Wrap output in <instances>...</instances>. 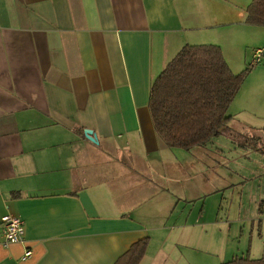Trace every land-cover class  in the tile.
<instances>
[{
    "label": "crops",
    "instance_id": "0c3cea01",
    "mask_svg": "<svg viewBox=\"0 0 264 264\" xmlns=\"http://www.w3.org/2000/svg\"><path fill=\"white\" fill-rule=\"evenodd\" d=\"M233 9L230 0H0V221L26 225L24 245L5 244L0 229V264H115L145 238L140 264L168 262L170 237L206 211L196 207L195 160L155 134L151 89L186 45L219 46L227 60L233 26L264 36ZM257 65L229 108L231 130L264 127ZM185 205L186 220L169 227ZM255 257L237 258L264 255Z\"/></svg>",
    "mask_w": 264,
    "mask_h": 264
},
{
    "label": "rangeland",
    "instance_id": "374dc122",
    "mask_svg": "<svg viewBox=\"0 0 264 264\" xmlns=\"http://www.w3.org/2000/svg\"><path fill=\"white\" fill-rule=\"evenodd\" d=\"M230 1L234 4L233 10H236L234 20L239 21L242 11L247 10L253 0ZM247 30L250 29L238 25L231 30L233 38L226 50V61L235 74L251 66L252 59H255L253 55L259 47L255 49L253 44L258 45L264 40V36L255 39ZM257 67L264 68V55ZM246 130L237 124L230 134L215 137L207 147L196 149L197 153L184 151L188 162L195 160L190 173L200 174L194 183H200L203 196L196 202V207L202 211L205 206L206 213L201 214L200 225L185 227L178 236L170 237L165 246L170 258L166 264H193L194 259L200 264H224L237 257L256 258L255 255H264V154L260 152L264 127ZM209 151L218 156L205 158L202 152ZM213 187L218 191L214 192ZM190 206L185 205L188 210L181 213L179 223L173 220L166 224L169 227L182 224V219L188 217ZM198 215L194 213L192 217ZM260 236H263L261 241L258 239ZM150 242L149 238V245ZM156 243L157 239L154 238L152 254L157 253L161 246ZM250 248L253 252H250Z\"/></svg>",
    "mask_w": 264,
    "mask_h": 264
},
{
    "label": "trees",
    "instance_id": "16d2710c",
    "mask_svg": "<svg viewBox=\"0 0 264 264\" xmlns=\"http://www.w3.org/2000/svg\"><path fill=\"white\" fill-rule=\"evenodd\" d=\"M246 24L264 27V0L252 1ZM251 71L233 73L219 46L186 45L153 83L148 109L155 134L168 148L185 151L230 134L228 111ZM148 246L149 238L134 243L115 264H140ZM225 264H264V258Z\"/></svg>",
    "mask_w": 264,
    "mask_h": 264
},
{
    "label": "built area",
    "instance_id": "2783aa9c",
    "mask_svg": "<svg viewBox=\"0 0 264 264\" xmlns=\"http://www.w3.org/2000/svg\"><path fill=\"white\" fill-rule=\"evenodd\" d=\"M264 50H257L254 56L255 65L261 63ZM1 234L3 235L5 244H22L26 243V225L22 218L8 214L0 221ZM33 252L27 249L23 260L32 257Z\"/></svg>",
    "mask_w": 264,
    "mask_h": 264
},
{
    "label": "water",
    "instance_id": "95a60500",
    "mask_svg": "<svg viewBox=\"0 0 264 264\" xmlns=\"http://www.w3.org/2000/svg\"><path fill=\"white\" fill-rule=\"evenodd\" d=\"M85 134H86L87 138H88L91 142H93V143H95V144L98 143L97 136L94 134L93 131H91V130H86V131H85Z\"/></svg>",
    "mask_w": 264,
    "mask_h": 264
}]
</instances>
